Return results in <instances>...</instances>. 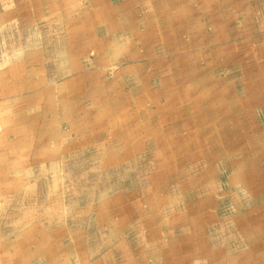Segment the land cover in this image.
<instances>
[{"label": "rangeland", "instance_id": "374dc122", "mask_svg": "<svg viewBox=\"0 0 264 264\" xmlns=\"http://www.w3.org/2000/svg\"><path fill=\"white\" fill-rule=\"evenodd\" d=\"M0 264H264V0H0Z\"/></svg>", "mask_w": 264, "mask_h": 264}]
</instances>
